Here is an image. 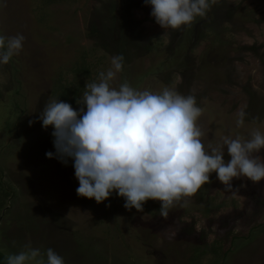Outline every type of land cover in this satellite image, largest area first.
Instances as JSON below:
<instances>
[{"label":"rangeland","instance_id":"1","mask_svg":"<svg viewBox=\"0 0 264 264\" xmlns=\"http://www.w3.org/2000/svg\"><path fill=\"white\" fill-rule=\"evenodd\" d=\"M151 11L144 0H0V34L26 38L0 65L3 253L30 244L45 264L48 248L65 264H264V180L234 179V188L247 187L225 192L212 173L163 219L159 201L138 212L115 192L101 203L78 196L73 160L46 157L55 153L54 129L38 119L46 102L62 87L70 97L84 92L119 54L123 70L112 86L194 95L205 145L264 133V0H218L205 18L175 30L161 28Z\"/></svg>","mask_w":264,"mask_h":264},{"label":"clouds","instance_id":"2","mask_svg":"<svg viewBox=\"0 0 264 264\" xmlns=\"http://www.w3.org/2000/svg\"><path fill=\"white\" fill-rule=\"evenodd\" d=\"M218 0H144L151 5L150 15L163 29L191 26L205 18ZM25 36L0 34V65H7L23 49ZM124 56L111 58L110 67L100 71L97 80L86 81L85 91L77 104L59 99L46 102L38 119L51 133L56 158L67 164L73 160L79 182L77 195L101 203L113 192L125 199L124 208L143 211L148 200L159 201V214L167 219L170 210L211 182L215 173L223 191L235 192L233 180L245 178L253 183L264 180V133L253 130L248 138L225 135L217 144L205 145V133L197 121L203 108L194 95H182L165 87L160 92L139 90L127 81L113 87L112 82L123 70ZM86 106V108H85ZM240 111L236 124L245 123ZM34 121H29V124ZM225 150L230 159H224ZM110 207V205H108ZM9 254L7 264H45L44 253L31 245ZM46 264H65L52 248L46 250Z\"/></svg>","mask_w":264,"mask_h":264},{"label":"trees","instance_id":"3","mask_svg":"<svg viewBox=\"0 0 264 264\" xmlns=\"http://www.w3.org/2000/svg\"><path fill=\"white\" fill-rule=\"evenodd\" d=\"M83 66V65H82ZM84 67V66H83ZM62 90H63V94H59L58 96H55V98L56 99H59V100H61V101H64V102H67V103H70L71 105H72V107L74 108V109H76V103H75V101L80 97V95L82 94V92L83 91H80L81 90V88L80 89H78V90H76L73 94H74V96L73 97H70L66 92H67V89L66 88H64V87H62L61 88ZM66 90V91H65ZM82 90H84L85 91V89L82 87ZM62 93V92H61ZM70 98H72L71 100H70ZM77 110V109H76ZM0 183H1V180H0ZM6 196H8L9 195V193H8V190H6ZM5 205H4V201H1L0 200V212H5V210H6V207H4ZM0 217H1V215H0ZM222 243H220V242H217L214 246H213V250L217 253L218 252V250L221 248V245ZM228 253V249H227V251H225V254H227ZM9 254H6V253H3L1 250H0V264H7V262H6V257L8 256Z\"/></svg>","mask_w":264,"mask_h":264}]
</instances>
